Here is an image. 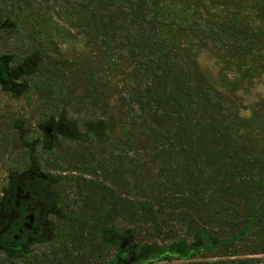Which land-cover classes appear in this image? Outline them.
<instances>
[{
	"label": "trees",
	"instance_id": "trees-1",
	"mask_svg": "<svg viewBox=\"0 0 264 264\" xmlns=\"http://www.w3.org/2000/svg\"><path fill=\"white\" fill-rule=\"evenodd\" d=\"M58 8L80 52L72 60L67 37L49 49L32 31L27 92L46 118L74 111L73 128L46 148L44 178L27 166L37 193L25 223L40 199L45 237L35 221L16 239L22 214L0 238V264H264V0ZM93 147L105 156L80 157Z\"/></svg>",
	"mask_w": 264,
	"mask_h": 264
},
{
	"label": "flooded vegetation",
	"instance_id": "flooded-vegetation-1",
	"mask_svg": "<svg viewBox=\"0 0 264 264\" xmlns=\"http://www.w3.org/2000/svg\"><path fill=\"white\" fill-rule=\"evenodd\" d=\"M0 2L3 5L7 4L11 10L10 14H0V150L8 149L9 160L7 163H12L20 151L22 152L23 164L29 165L30 163L33 165L38 163V165L44 166L46 148L57 150L58 146L55 144L56 136H63L73 128V126H69V122L64 123L60 113L63 112L66 115L68 112L71 115H75V112L71 109L47 112L46 114L49 115L46 118L47 116L43 114V110L33 111L35 113L32 114V117L34 118L37 115L39 118L37 125L34 124L39 131V134L36 135L35 131L30 128L29 118H26L30 112L25 111V103L22 109H13L12 103L8 102V99L7 101L5 100L6 102H2L4 99L1 98V94L6 92V97L8 98L9 96H20L18 94L20 91H23L22 96L24 97L25 93H28L27 87L30 85L28 71L33 70L40 60L37 54L39 48L28 40L32 31L33 34L36 31L40 35L41 41L42 38H46L49 49L60 50L61 38L67 37L66 29L68 26L64 21H61L57 6L62 2L67 3L69 0H0ZM70 3L75 4L76 0H70ZM31 5L36 8L31 9ZM70 30L72 40L76 41V30ZM70 59L76 60V55H71ZM73 84L75 87V81ZM10 90H16L17 93L9 92ZM26 96L28 98L30 96L29 93ZM52 114L55 115L54 118L51 116ZM32 134L36 136L30 138ZM35 150L39 152V159L35 158V161H30L32 152ZM7 163L5 161L2 164ZM44 172L40 169L39 178L45 177ZM26 181H31V178H26V180L24 178L23 183H20L21 185L17 183L11 193V199L8 200V208L23 211L22 227L18 228L16 233H13L16 239L19 238L20 233L25 237V227L27 229L32 228L36 215L35 211L37 210L36 202L31 200L27 206V211L29 210L30 215H28L25 223V200L32 199V196L37 193V191L31 192L29 188L28 190L25 189ZM4 203H0V207L4 208L6 205ZM16 226L18 227L17 222ZM40 228L43 230L40 238H44L45 222L44 224L41 222ZM10 229L12 230L11 226ZM2 230L3 228L0 230V238L11 231L8 228L4 231ZM28 239H33L31 233L28 234ZM21 244L25 246V241Z\"/></svg>",
	"mask_w": 264,
	"mask_h": 264
},
{
	"label": "rangeland",
	"instance_id": "rangeland-1",
	"mask_svg": "<svg viewBox=\"0 0 264 264\" xmlns=\"http://www.w3.org/2000/svg\"><path fill=\"white\" fill-rule=\"evenodd\" d=\"M57 8H58V6H57ZM63 41L65 42L63 44V49H64L63 51H64V53H66V55L68 54L69 57L71 55L72 56L78 55V53L80 52V49L77 48V41L72 40V38H70V37L65 38ZM230 76H233V73H230ZM113 82L121 84L120 88H122L123 92L127 93V90L124 87V82L121 79V76H119V78L113 80ZM9 92L17 93L16 90H13V91L10 90ZM22 93H23V91H20V93H18L20 96H18V97L9 96L7 98L6 97L7 93L3 92V94H1V98L4 99L2 102H6L7 99H8L9 100L8 102L12 103V108L13 109H15V108L22 109V106L25 103V111H29L30 112L29 116H26V118H29L30 125H31L30 128L32 129V131H35L36 135H38L39 131L35 128L34 124L37 125L39 118L37 117V115H35L34 118H33L32 114L35 113L33 111H37L36 108L37 109L39 108V110H40L42 107L37 102V96L36 95L31 96V97L29 96L27 98L26 95L28 93H25V97L22 96ZM24 100H25V102H24ZM62 110H65V109H62ZM100 114L101 113L98 112L97 115L99 116ZM69 116H71V114L68 113V112H67L66 115L63 116L64 123L65 122H70L69 121L70 120ZM35 136H33V134H32V136H30V138L35 137ZM70 147L74 148V146H70ZM91 149L92 150L90 152H89L88 149H87V152H86V150H84V152H86V154L85 155H80V157L81 158H89V157L92 156V157H94L93 158V162H95L96 160L102 159L105 156L106 152L102 148H99V147L94 148L93 147ZM80 151H82V150H80ZM21 153L22 152H20V151L18 152L16 157L13 159L12 163H7L8 160H9V158H8V149H1L0 150V203L1 204L4 203V202L6 203L4 208L0 207V226L3 228L2 231L6 230L7 228H8V230H11L10 226L12 227L13 224H16L15 220L17 218H19V216H21L22 213H23V211H16V209L8 208V205H9L8 200L11 199V197H12L11 193L14 191V185H17V183H23L24 178L25 179L26 178L29 179V178H32L33 176H35V172L31 173L29 171V168L27 167L29 165H26V163L23 164L24 162L22 161ZM17 157H19V159H17ZM75 157L76 156H74L72 158V160H76L77 158L75 159ZM45 159H46L45 162H47V160L51 159L50 154L47 153L45 155ZM63 159H67V156H65ZM5 161H6L7 164H2ZM34 165H38V164H33L32 166H34ZM66 165H69V163L66 162ZM40 168L43 171H46L45 166L41 165ZM13 175L16 176V177L19 176L18 178H20V180L22 179L21 182L12 181L13 180L12 179ZM74 191L75 190L72 188V190H69L67 193H74ZM6 195H8V196H6ZM34 202H36V205H37L36 206L37 207L36 211H38V216L35 215L33 224H35V221L39 222V224H36V226L38 227V234L36 235V237H40L41 233L43 231L40 228L41 222H42V224H44V222H46V220L49 219V218L51 219L52 216H51L50 213H47V211H49V210L47 209L46 205L41 203L42 201L40 199H36V200L34 199ZM28 211L26 209V212H28ZM50 211H57V209L51 208ZM56 213L57 212H54V214H56ZM46 229H47V225L45 224V231H46ZM48 237H50V236L48 235Z\"/></svg>",
	"mask_w": 264,
	"mask_h": 264
}]
</instances>
